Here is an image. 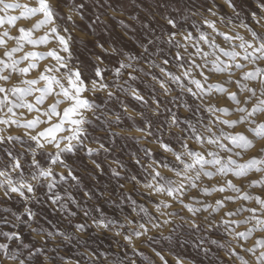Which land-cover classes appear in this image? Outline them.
I'll use <instances>...</instances> for the list:
<instances>
[{
  "label": "snow or ice",
  "instance_id": "1",
  "mask_svg": "<svg viewBox=\"0 0 264 264\" xmlns=\"http://www.w3.org/2000/svg\"><path fill=\"white\" fill-rule=\"evenodd\" d=\"M225 2L235 19L219 16L215 0L206 7L190 0L179 17L164 13L157 20L152 15L142 33L130 38L132 47L95 40L99 52L84 61L77 45H84L85 38L74 35L77 19L94 9L89 27L96 35L95 28L107 24L102 0H0V201L17 205L15 211L0 209V264L64 259L55 255L56 238L70 242L72 234L41 225L33 210L41 205L66 211L68 217L82 215L83 221L73 225L76 233L89 227L114 232L133 249L134 238L153 239L148 235L152 229L186 225L197 234L190 242L209 264H264V144L243 159L264 141V0H256L259 11L250 14L255 27L240 19L233 0ZM107 8L115 12L110 4ZM122 96L165 119L154 131L153 119L137 113L143 126L134 129L140 135L132 138L155 144L163 153L157 158L145 147L144 157L134 160L139 174L128 176L125 170L122 175L125 165L118 159L107 163L111 177L130 182L145 198L138 203L127 196L139 218L124 215L120 222L99 201L119 204L105 191L88 188L80 162L87 156L92 172L105 174L98 156L111 148L97 131L109 137L124 132L113 130L121 116L109 117L107 107L118 103L133 119ZM180 109L188 115L182 117ZM165 125L178 146L163 138ZM253 172L262 175L247 185L234 182ZM217 177L222 180L206 183ZM257 187L260 192L246 190ZM81 189L84 205L94 201L90 207L77 199ZM49 241L55 246L49 247ZM155 255L168 264L161 252ZM88 256L96 264L95 253ZM175 264L184 261L177 257Z\"/></svg>",
  "mask_w": 264,
  "mask_h": 264
},
{
  "label": "rangeland",
  "instance_id": "2",
  "mask_svg": "<svg viewBox=\"0 0 264 264\" xmlns=\"http://www.w3.org/2000/svg\"><path fill=\"white\" fill-rule=\"evenodd\" d=\"M21 2H27V0H21ZM76 2L79 3L81 0H76ZM102 2L105 4V8L100 9V11L106 12L102 19L106 20L107 24L96 27V35L92 34V29L89 27L91 18L95 15L94 9L87 10L84 20L77 19L79 28L74 35L84 36L86 41L84 45H77L81 51V60L87 61L94 53L99 52V49L93 47V43L97 39L101 40V42L105 40L109 43L115 42L118 46L127 43L129 47H132L134 42L130 38L142 33V24L149 21L152 15H155L157 20H160V16L164 13L179 17L182 13L186 14L184 12L185 4L190 2V0H102ZM233 3L237 5V10L240 12V19L245 20L249 24H253L250 14L253 11H259L256 7V0H233ZM109 4L115 9L114 13H111V9L107 8ZM215 5V10L219 16L225 18L233 17V19H235L233 10L229 8L225 0H215ZM197 6H212V0H198ZM174 9H180V12H176ZM59 10L61 12L65 11L63 6H61ZM113 15L115 19L112 18ZM132 17H137V19H132ZM120 20L124 21V25L119 23ZM162 22L163 21H161V23ZM18 23L24 24L25 21H20ZM152 26L156 27V24L153 23ZM253 26L255 27L254 24ZM85 33H87V35H85ZM121 99L126 100L128 103V114L132 115L134 117L133 119L130 120L127 118V114L122 112L118 103L110 102L107 107L112 109V111L108 113L109 117H112L114 114H120L121 116L119 125H112L113 130L120 133L121 129H123L124 132L119 136L109 137L106 133L99 132V130L97 131V134L101 137V142L105 143L106 147L111 148L110 153L105 154L101 152L98 156L100 161L105 162V174L96 175L93 173L90 159L87 156H84L80 162V171L86 176L84 183L88 188H98L100 191H105L110 194V200H114L119 204V207H116V205L111 202L105 203L104 200L99 201L108 216L123 222L124 215H130L134 219L139 218L131 211L132 205L126 197L130 195L132 199H135L138 203H144L145 198L133 191L134 186L130 182L123 178L117 180L111 177L107 169V163L118 159L125 165V169H121L122 175L125 174L126 170V174L131 176L133 174H139L140 170L134 164V160L136 157H144L143 149L145 147L153 149V153L157 158L162 156L163 153L160 152L157 145L143 139L137 141L132 138V135H140L136 133L134 129L143 126V121L137 113L144 111L145 115L153 119L154 131L160 126V122L164 121L165 114H161L159 117H152L150 112L142 108L131 98L122 96ZM164 103H168V101H164ZM220 103H226V101L221 100ZM169 107L174 106L169 104ZM180 114L182 117L188 115L183 109H180ZM129 130H131V135H129ZM163 131V138L171 142L173 146H178L175 143V138L169 136L166 125ZM173 131L178 130L174 129ZM156 135L159 136L160 133L156 132ZM113 140L114 144L112 143ZM261 144H264V141H257L258 146L256 145L255 149L246 152L243 159L246 160L256 155L257 149ZM0 155H3L2 150H0ZM113 166L115 167V165ZM261 175V173L253 172L250 173L248 177L235 178L234 182L242 186L247 185L251 179H259ZM216 180H222V178L217 177L212 181H206V183H215ZM118 184H124L125 188L120 189ZM246 190L252 192L261 191L259 187ZM83 191L84 189H81L80 192L76 194L77 199H81ZM92 203H94V201H89L87 205H84L81 199L82 207H90ZM8 206H11L14 211L17 210V205L0 201V209ZM70 207L72 211L79 212L75 205H71ZM149 207L151 208L150 205ZM174 207L179 209V205H175ZM121 209L123 211H121ZM33 210L38 213L39 223L45 228L52 231L58 229L72 234L70 242L63 241L62 238L59 237L56 238V243H59L60 246L55 255L64 257V259H56L53 264H76V262H79V264H92L88 253H95L93 259L96 264H132L133 261L135 264H162L159 257L155 255L156 252H161L167 259L168 264H175L177 257L184 261V264H192V262H194V264H209V262L205 260L203 254L190 242L196 240L197 234L191 233L186 225H181L179 220H177V225L181 226L167 225L160 229H152L148 233L149 236L153 237L151 240H149L147 236L139 239L134 238L135 249H133V247L123 239L122 235L116 236L114 232L99 231L94 227H89L85 232L76 233L73 225L83 221L84 218L82 215L78 214L76 217H68L66 211H61L59 208L51 205L33 206ZM92 215H96V213L93 212ZM181 215H186V213L181 212ZM69 219L72 220V224L68 223ZM48 221H51V224H49ZM88 223L90 224L91 221L89 220ZM173 228H175L174 231L172 230ZM125 231H127V229H125ZM256 235H259V233ZM166 237L169 238L166 239ZM251 242L252 241L249 240V243ZM54 246L53 242L49 241V247Z\"/></svg>",
  "mask_w": 264,
  "mask_h": 264
},
{
  "label": "bare ground",
  "instance_id": "3",
  "mask_svg": "<svg viewBox=\"0 0 264 264\" xmlns=\"http://www.w3.org/2000/svg\"><path fill=\"white\" fill-rule=\"evenodd\" d=\"M13 131H16L15 129H13ZM258 146V145H257Z\"/></svg>",
  "mask_w": 264,
  "mask_h": 264
}]
</instances>
